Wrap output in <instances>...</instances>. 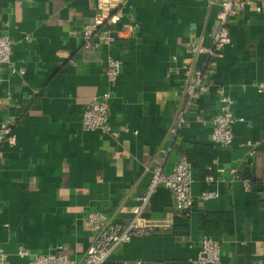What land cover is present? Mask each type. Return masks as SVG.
Returning <instances> with one entry per match:
<instances>
[{
    "label": "crops",
    "instance_id": "0c3cea01",
    "mask_svg": "<svg viewBox=\"0 0 264 264\" xmlns=\"http://www.w3.org/2000/svg\"><path fill=\"white\" fill-rule=\"evenodd\" d=\"M105 1L0 0V34L13 41L12 66L25 70L6 67L0 81V122H18L16 141L0 151L4 264L27 263L20 246L32 254L61 246L68 261L83 264L93 241L88 213L130 222L153 169L168 173L181 156L193 166L190 215L174 225L173 193L158 188L142 216L172 230L133 237L108 262L191 264L209 235L220 242L216 264H264V90L257 88L264 81V0H247L230 22L226 47L210 60L193 55L190 44L212 46L220 11L214 0ZM107 13L111 42L84 48L85 25ZM109 54L122 63L114 84L105 73ZM185 58L204 68L209 89L175 134L171 126L187 100ZM221 89L233 97L237 117L229 146L211 138ZM106 90L115 133L84 131V108ZM215 158L216 180L207 183ZM204 190L218 195L203 199Z\"/></svg>",
    "mask_w": 264,
    "mask_h": 264
},
{
    "label": "built area",
    "instance_id": "2783aa9c",
    "mask_svg": "<svg viewBox=\"0 0 264 264\" xmlns=\"http://www.w3.org/2000/svg\"><path fill=\"white\" fill-rule=\"evenodd\" d=\"M109 1V0H107ZM105 1V3H107ZM220 6L218 13L217 28L213 34L212 46H204L193 42L190 44V51L193 55L206 54L208 59L218 57L229 42L230 22L238 15L239 11L247 5V0H214ZM109 14H100L93 17L83 30L84 48H102L111 42V36L104 31V27L111 23ZM137 25L134 24V28ZM27 39H31L30 36ZM13 41L8 33L0 34V81L3 79L1 72L6 67H10L12 73L23 74V68L12 66ZM177 55L173 60H177ZM182 68L185 76L186 106L177 112L174 124L170 131L177 133L178 129L187 122L186 115L190 108L195 106L197 100L205 94L209 86L204 81V68H196L191 58H185L182 61ZM122 63L112 56L107 55L105 61V73L111 84H114L121 75ZM259 91L264 90V81L257 83ZM110 99L111 91L106 90L101 95L94 97L84 108L82 113V127L84 131H99L104 134H114L115 130L110 123ZM1 101V100H0ZM219 111L212 120L213 131L212 140L221 145L229 146L234 140L233 124L237 117L234 114L233 97L220 90ZM243 120V118H239ZM17 120L6 118L0 122V151L4 144L16 141L15 127ZM219 158H215L213 164L208 167L205 175L207 183H213L216 180L215 166ZM192 164L186 156H181L175 163L172 171L166 173L161 166H156L152 172L149 191L146 195L140 197L141 207L134 218L128 223H121L108 218L101 211H90L87 215V224L89 230L93 233V241L87 250L83 264H104L106 263L114 250L122 243H127L133 237H145L156 234L161 231H170L173 225L158 224L150 222L142 216L143 210L148 206L151 196L160 187L172 191L174 197L173 214L176 216H189L194 198L192 193L193 172ZM238 181L243 183L246 189L250 188V182L241 175L236 176ZM218 193L214 190H204L201 194L203 199L214 198ZM173 219V223H174ZM61 246L55 252L34 253L27 248L20 246L18 254L21 257H27L26 264H72L68 261L61 251ZM7 254L0 250V264H4ZM221 259L220 242L212 236L206 235L202 239V246L197 258L191 261V264H216ZM124 264H164L161 261H146L138 259L133 262L125 261Z\"/></svg>",
    "mask_w": 264,
    "mask_h": 264
},
{
    "label": "trees",
    "instance_id": "16d2710c",
    "mask_svg": "<svg viewBox=\"0 0 264 264\" xmlns=\"http://www.w3.org/2000/svg\"><path fill=\"white\" fill-rule=\"evenodd\" d=\"M187 217H188V216H176L175 219H174V225H175L177 219H179V218H187ZM174 225H173V226H174ZM173 228H174V227H173ZM171 230H172V229H171ZM104 264H114V263H112V262H108V261H107V262L104 263Z\"/></svg>",
    "mask_w": 264,
    "mask_h": 264
}]
</instances>
